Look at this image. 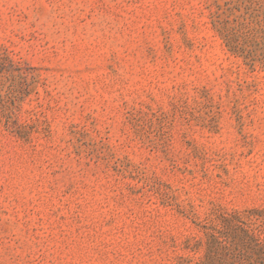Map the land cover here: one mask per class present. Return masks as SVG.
I'll return each instance as SVG.
<instances>
[{
    "label": "rangeland",
    "instance_id": "374dc122",
    "mask_svg": "<svg viewBox=\"0 0 264 264\" xmlns=\"http://www.w3.org/2000/svg\"><path fill=\"white\" fill-rule=\"evenodd\" d=\"M263 256L264 0H0V264Z\"/></svg>",
    "mask_w": 264,
    "mask_h": 264
},
{
    "label": "trees",
    "instance_id": "16d2710c",
    "mask_svg": "<svg viewBox=\"0 0 264 264\" xmlns=\"http://www.w3.org/2000/svg\"><path fill=\"white\" fill-rule=\"evenodd\" d=\"M244 231L246 232L247 237L249 238L250 241L257 240V239H255V237H254L253 235H250L249 233H247L246 230H244ZM257 241H258V240H257ZM258 244H259V243H258ZM258 246H261V245H258ZM259 249H263L262 246L259 247ZM261 260H262V264H264V256L261 257Z\"/></svg>",
    "mask_w": 264,
    "mask_h": 264
}]
</instances>
